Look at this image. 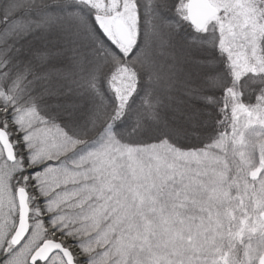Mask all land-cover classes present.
<instances>
[{
	"label": "snow or ice",
	"instance_id": "1",
	"mask_svg": "<svg viewBox=\"0 0 264 264\" xmlns=\"http://www.w3.org/2000/svg\"><path fill=\"white\" fill-rule=\"evenodd\" d=\"M0 264H264V0H0Z\"/></svg>",
	"mask_w": 264,
	"mask_h": 264
}]
</instances>
